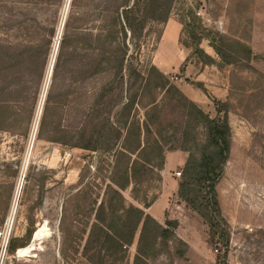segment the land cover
<instances>
[{"label": "rangeland", "instance_id": "obj_1", "mask_svg": "<svg viewBox=\"0 0 264 264\" xmlns=\"http://www.w3.org/2000/svg\"><path fill=\"white\" fill-rule=\"evenodd\" d=\"M176 1L171 19L184 20L180 42L188 53L185 67L192 66V75H182L186 71L182 68L181 73L167 76L169 80L178 76V81L170 80L175 86L189 83L198 87L212 101L215 96L212 91V96L208 94L203 82L196 81V74L204 69L208 84H226L227 97L216 99L221 104H215L214 117H226L232 148L217 186L223 218L204 209L207 201L202 207L206 216L202 217L179 197L182 175H177L188 158L180 148H200L201 141L194 142L193 128L185 126L180 111H168L169 121L164 126L170 141L163 148L164 156L153 157L157 169L139 186V196L154 201L146 212L157 222L176 221L178 227L174 237L161 242L149 263L264 264V0ZM71 2L68 8L66 0L54 2L58 6L45 7L42 18L50 21L56 16L58 29L71 12ZM77 4L90 5L91 1L79 0ZM3 12L0 3V25ZM72 24L79 25L75 20ZM163 27L148 26L153 33L142 60L149 56L148 50ZM0 34L3 38L4 31ZM11 35L22 37L17 32ZM54 40L57 45L59 37ZM69 54L67 64L50 80L47 76L44 87L37 90V76L33 75L28 76L32 83L18 103L11 101L9 92L4 95L7 103L0 110V264H90L77 239L84 228L83 218L76 215L69 196L75 194L82 177L94 190L92 198L104 192L111 158L104 154L105 148L98 153L80 147L87 103L85 87L79 81L73 84L78 58L72 49ZM96 78L90 80L91 90ZM117 96H124V85L115 88L110 99ZM117 112V107L112 110V120H118ZM136 116H143L138 107L132 111V117ZM124 195L128 202L143 207L133 200V186ZM64 208L68 215L62 223ZM10 240H14L12 250L8 249ZM136 253L137 241L129 250L130 264Z\"/></svg>", "mask_w": 264, "mask_h": 264}, {"label": "trees", "instance_id": "obj_2", "mask_svg": "<svg viewBox=\"0 0 264 264\" xmlns=\"http://www.w3.org/2000/svg\"><path fill=\"white\" fill-rule=\"evenodd\" d=\"M56 1L0 2L4 11L0 25V31H4V37L0 36V110L7 103L6 93L14 103L22 99L32 83L28 76H37V90L44 87L56 50L55 37H59V46L51 76L67 64L70 49L74 51L79 71L73 84L79 81L85 87L87 103L80 147L98 153L105 148L104 154L111 158L110 180L104 192L92 198L94 190L82 177L75 194L69 196L76 215L83 218L84 228L81 237L77 236L83 244V257L90 264H130L129 250L137 241L133 264H150L161 242L174 237L178 227L176 221L168 220L165 225L157 222L146 212L154 201L139 196V186L146 184L157 169L153 157H162L170 141L164 126L169 121L168 111H180L185 126L193 128L194 142L201 141L200 148H180L188 158L178 193L202 217L206 216L202 207L207 201L209 205L204 209L216 211L223 218L217 186L230 159L231 128L226 117L211 118L188 99L153 63L163 31L156 34L147 59H141L153 33L148 26L165 25L174 13L176 0H102L99 5L96 0H86L91 1L90 5L70 0L72 9L64 18L61 37L62 25L56 29V16L50 21L41 16L45 7L58 6ZM73 20L79 25L74 27ZM179 22L184 26V20ZM12 32L21 34V39ZM92 77H97L93 90ZM120 85H124V96L111 100ZM213 102L221 104L216 99ZM116 107L115 121L111 113ZM136 107L143 111L142 118L132 117ZM130 186L134 202L143 207L126 199L124 193ZM67 215L64 208L62 223ZM8 245L12 250L14 240Z\"/></svg>", "mask_w": 264, "mask_h": 264}, {"label": "crops", "instance_id": "obj_3", "mask_svg": "<svg viewBox=\"0 0 264 264\" xmlns=\"http://www.w3.org/2000/svg\"><path fill=\"white\" fill-rule=\"evenodd\" d=\"M182 31L183 25L175 19H170L163 27L161 41L153 54V63L165 75L178 72L181 73L183 71L181 70L182 68L186 69V71L181 73L182 75L185 77H190V75H192V66L190 65L185 67L188 59V53L185 52L180 43ZM207 73L208 72L204 69L198 72V74H196V81L204 83V88L208 90V94L210 96L214 95L218 100L225 99L228 94L226 84H223V87H214V85L211 86L208 84L209 80H206ZM178 87L188 99L197 104L204 112L209 114L211 118L216 117H214V102L202 90L189 83L179 84ZM211 91L212 95L210 94ZM183 163L184 161H182L181 165Z\"/></svg>", "mask_w": 264, "mask_h": 264}, {"label": "water", "instance_id": "obj_4", "mask_svg": "<svg viewBox=\"0 0 264 264\" xmlns=\"http://www.w3.org/2000/svg\"><path fill=\"white\" fill-rule=\"evenodd\" d=\"M69 3H70V0H68V3H67V8H68V6H69ZM63 27H64V21H63V24H62V29H61V33H62V31H63ZM60 37H61V34H60ZM58 46H59V40H58V43H57V47H56V51H55V55H54V60H52V66L50 67V69H51V71H50V74L52 75V72H53V67H54V62H55V58H56V54H57V50H58ZM51 75L49 76V80H50V78H51ZM46 92H47V89H46ZM45 92V93H46Z\"/></svg>", "mask_w": 264, "mask_h": 264}, {"label": "built area", "instance_id": "obj_5", "mask_svg": "<svg viewBox=\"0 0 264 264\" xmlns=\"http://www.w3.org/2000/svg\"><path fill=\"white\" fill-rule=\"evenodd\" d=\"M219 23L222 24V22H219ZM170 80L174 82V81H178L179 78H178V76L173 75V76L170 77ZM177 175L178 176H181L182 173L181 172H178Z\"/></svg>", "mask_w": 264, "mask_h": 264}, {"label": "bare ground", "instance_id": "obj_6", "mask_svg": "<svg viewBox=\"0 0 264 264\" xmlns=\"http://www.w3.org/2000/svg\"><path fill=\"white\" fill-rule=\"evenodd\" d=\"M61 29H62V27H61ZM60 34H61V30H60ZM57 47V46H56ZM56 51V50H55ZM53 60H54V58H53ZM50 71H51V69H50ZM50 71H49V73H50ZM51 74H49L48 76H50ZM49 79V78H48ZM39 119H40V117H39ZM39 236V235H38ZM38 236H37V238H38Z\"/></svg>", "mask_w": 264, "mask_h": 264}]
</instances>
